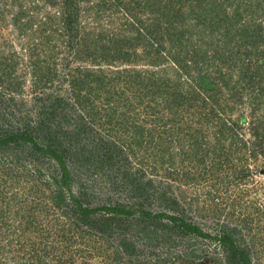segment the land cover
<instances>
[{
    "label": "trees",
    "instance_id": "1",
    "mask_svg": "<svg viewBox=\"0 0 264 264\" xmlns=\"http://www.w3.org/2000/svg\"><path fill=\"white\" fill-rule=\"evenodd\" d=\"M18 55L37 120L29 109L21 126L2 127L0 116V264H253L244 233L264 223L249 195L264 187L254 179L264 167V0H0L1 94L21 83ZM130 159L203 185L189 200L229 198L236 224L203 227L170 183L141 179ZM87 165L108 196L133 200L92 203ZM190 237L222 257L178 250Z\"/></svg>",
    "mask_w": 264,
    "mask_h": 264
},
{
    "label": "rangeland",
    "instance_id": "2",
    "mask_svg": "<svg viewBox=\"0 0 264 264\" xmlns=\"http://www.w3.org/2000/svg\"><path fill=\"white\" fill-rule=\"evenodd\" d=\"M12 38V41L14 42V49L17 51H20L19 44L17 41H23L24 38H16V34H12L10 36ZM22 55V54H21ZM17 65L15 74L17 75L18 79L21 81L19 87L16 86L17 92H10L9 90H5L3 94L0 93V116L4 115L5 119H3L2 127H19L22 125L23 119H25L26 116L23 117V115H26V113H29V109H31V113L27 115V118L30 120L31 124H33L37 120V114L34 107H32V99L29 95V87L31 82V75H30V69L28 67H25V62L27 59L25 57H21L18 55ZM13 94V96L11 95ZM10 96L13 97V100H10ZM2 118H0L1 120ZM10 152L8 151V154ZM6 154V153H5ZM6 154V155H8ZM258 164V162H256ZM73 165V164H72ZM130 168L129 171L132 172L134 168L139 167L141 170H144V174L141 179H147V177H151L152 179L165 180L166 182L170 183V192L172 196L175 199H178V201L181 204L185 205V212L187 215H190L191 218L196 221L197 223L201 224L203 227H208L209 229L213 227L214 224L218 221V223H228L230 225L236 224L234 217H232L229 213L230 208L227 207L228 205V199H224L223 202L220 200L216 202H210L211 205L208 203L207 200H205L203 197H199L195 200H189V195L192 193H197L203 185L198 187H192L189 186V184H185L184 182L176 181L172 182L169 181V179H165L162 175H154L151 173H148V168L146 167V164H139L135 159H130ZM251 170L252 168H255L254 163L251 162ZM10 166L13 169H17V166H14V164H10ZM47 169V168H46ZM46 169V173L48 172ZM73 169L78 171V166L73 165ZM263 169V168H261ZM260 169V170H261ZM44 173L42 177H44L46 180L48 179L47 174ZM86 173V175H85ZM81 174V173H80ZM262 174V173H260ZM259 173L254 174L255 181L264 180V176L260 175ZM141 177V175H139ZM36 177L33 178L34 181ZM82 178V179H81ZM81 181H86L85 183H88L89 185H92L91 192L89 195V199L94 203L96 199H102L104 200L109 194L107 191L110 190V185L106 180V177L101 175L99 171L92 170L90 166H86L84 174L80 175ZM28 180H32V177L28 178ZM38 180V179H37ZM250 182V181H248ZM157 185V188L161 187V183L155 182ZM163 186V185H162ZM239 188L244 189L246 187V183H242L238 186ZM235 187L230 188L228 192L229 195H232V193H235L234 190ZM117 194L111 195L108 197H111V201L119 200L120 202H131L133 199H129L127 197V192L125 190H119L116 192ZM168 194V192H166ZM252 199L256 198V203L259 205L264 204V187L263 190L251 192L249 194ZM226 203V204H225ZM158 203H154V207H157ZM263 207V206H261ZM261 209V208H260ZM214 213V214H213ZM253 221V220H252ZM252 227L256 226L253 224V222L250 224ZM259 227L262 228V232L256 231V229L252 230L249 235L244 233V242L247 246H249V252L250 257L252 258L253 264H264V239L260 240V236L264 237V223H260ZM251 234V235H250ZM188 247L186 248V246ZM214 245L211 244V242L203 238L199 237H190L188 239H185L184 242L179 243L177 245V249L181 250V252L187 250L192 251L193 253H198V256L202 259L204 257H211V256H218L222 257L220 250L216 251L213 249ZM216 248V247H215ZM153 251L157 254H169L172 253V251H169L166 246L162 244H157L156 247L153 249ZM200 253V255H199ZM196 258V257H195Z\"/></svg>",
    "mask_w": 264,
    "mask_h": 264
},
{
    "label": "water",
    "instance_id": "3",
    "mask_svg": "<svg viewBox=\"0 0 264 264\" xmlns=\"http://www.w3.org/2000/svg\"><path fill=\"white\" fill-rule=\"evenodd\" d=\"M259 173H264V167L259 171Z\"/></svg>",
    "mask_w": 264,
    "mask_h": 264
}]
</instances>
